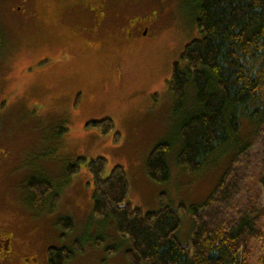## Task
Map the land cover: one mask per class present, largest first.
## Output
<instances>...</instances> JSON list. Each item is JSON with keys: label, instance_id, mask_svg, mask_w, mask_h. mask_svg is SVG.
Here are the masks:
<instances>
[{"label": "rangeland", "instance_id": "1", "mask_svg": "<svg viewBox=\"0 0 264 264\" xmlns=\"http://www.w3.org/2000/svg\"><path fill=\"white\" fill-rule=\"evenodd\" d=\"M82 1L101 0H0V231L14 236L20 254L49 264V249L78 244L67 264H130L114 223L93 215L88 165L98 158L107 160L106 174L125 169L129 200L144 212L160 210L162 200L175 209L204 207L231 170L226 183L238 188L235 203L264 202V129L248 121L239 140L251 148L234 167V149L198 172L177 163L184 117L174 111L168 83L185 48L201 38L198 2L105 0L113 19L87 35L73 13ZM106 119L114 124L109 134L89 126ZM161 143L171 145V179L159 184L146 167ZM34 176L48 178L57 194L43 212L27 188ZM67 217L69 231L59 224ZM182 220L179 238L187 244L195 220L191 213Z\"/></svg>", "mask_w": 264, "mask_h": 264}, {"label": "trees", "instance_id": "2", "mask_svg": "<svg viewBox=\"0 0 264 264\" xmlns=\"http://www.w3.org/2000/svg\"><path fill=\"white\" fill-rule=\"evenodd\" d=\"M196 1L201 38L185 48L168 83L174 111L184 117L177 163L191 172L200 171L211 157L229 149H234V167L251 148V143L239 140L243 122L264 129V0ZM89 126L104 135L114 129L110 119ZM170 151L169 143H161L151 152L146 172L154 183L171 179ZM261 151L264 189V140ZM83 160L69 166V176L79 173ZM106 165L105 158L88 165L94 186L93 215L114 223L119 237L129 245L130 264H264V202L257 197L243 205L235 203L238 188L233 181L226 183L232 170L204 207L175 209L162 200L160 210L144 212L129 200L125 169L117 166L106 174ZM27 188L39 212L45 210L44 202L57 197L48 178L34 176ZM189 213L195 227L184 244L179 233L182 215ZM59 224L67 231L73 228L68 217ZM79 249L78 244L51 248L48 263L67 264Z\"/></svg>", "mask_w": 264, "mask_h": 264}, {"label": "flooded vegetation", "instance_id": "3", "mask_svg": "<svg viewBox=\"0 0 264 264\" xmlns=\"http://www.w3.org/2000/svg\"><path fill=\"white\" fill-rule=\"evenodd\" d=\"M80 3V6L79 4L75 5L73 13L78 15L79 24H84L81 27L83 31L88 35L93 29L98 31L106 29L108 23L113 19L108 14L109 7L106 1L101 0L96 3L95 1H82ZM33 261L34 259L26 258L23 254H20L14 236H7L0 231V264H33ZM35 263H37V260H35Z\"/></svg>", "mask_w": 264, "mask_h": 264}]
</instances>
